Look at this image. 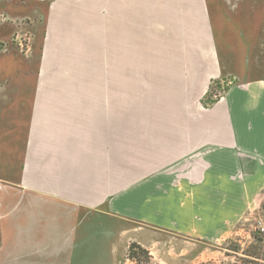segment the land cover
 I'll return each instance as SVG.
<instances>
[{
    "label": "crops",
    "instance_id": "1",
    "mask_svg": "<svg viewBox=\"0 0 264 264\" xmlns=\"http://www.w3.org/2000/svg\"><path fill=\"white\" fill-rule=\"evenodd\" d=\"M28 1V51L0 53V264H117L181 186L264 196V38L225 36L221 0ZM143 38H206L201 85L186 67L159 69V93L129 74Z\"/></svg>",
    "mask_w": 264,
    "mask_h": 264
},
{
    "label": "rangeland",
    "instance_id": "2",
    "mask_svg": "<svg viewBox=\"0 0 264 264\" xmlns=\"http://www.w3.org/2000/svg\"><path fill=\"white\" fill-rule=\"evenodd\" d=\"M221 2L223 5L217 6L223 17L221 27L225 36L233 38L242 33H255V38H264V0L234 1V4L240 5L237 15L232 3L228 5L225 0ZM8 6L20 11L8 13L4 10ZM35 7L36 4L28 0H0V38H10L0 40V53L7 50L9 44L19 49L20 43L24 49L20 52L28 51V38H32L29 31L32 21L30 14ZM95 40L97 42L94 44L89 39V45H95L103 55V42H99V38ZM143 42V62L134 66L129 59V74L132 68L136 67L140 72L142 68L144 80L152 81L155 93H159L158 89L163 87L164 82L163 76L158 74L161 72H158L159 69L167 71L171 67L175 70L186 67L192 70L193 78L196 76L201 85L199 52L206 50V38H143ZM183 51L189 52L185 55L188 58L180 57ZM150 67H155V70ZM220 91L215 92L216 97ZM215 96L212 100H216ZM128 103L129 121L139 120L136 117L145 113L144 105L136 107L131 100ZM130 122L129 126L134 128V123ZM131 138L129 135V142ZM207 178L216 180L214 174ZM255 190L253 187L242 190L225 186H181V196L177 197V201L159 203L160 226L155 227L154 232L148 233L146 228L144 230L142 249L148 256L138 255L135 260H130V244L117 264H264V240L258 246L253 239L257 235L258 222L264 220V196L257 193L253 201Z\"/></svg>",
    "mask_w": 264,
    "mask_h": 264
},
{
    "label": "trees",
    "instance_id": "3",
    "mask_svg": "<svg viewBox=\"0 0 264 264\" xmlns=\"http://www.w3.org/2000/svg\"><path fill=\"white\" fill-rule=\"evenodd\" d=\"M216 91H217L216 87H214L213 85L209 86V89H208V92H207V98L205 100V104H211V103L214 102V100H212V99L215 96V92ZM253 239L255 241V245L261 246L263 244V240L259 237L258 234L254 235ZM255 249H257V247H255ZM137 252H139V253H137ZM235 252L237 253L238 250H235ZM138 255H142V256L146 257V256H148V253L143 251V249L140 246H138L136 244H131L129 246V251H128L129 259L130 260H135V258L138 257ZM147 259H149V258H147Z\"/></svg>",
    "mask_w": 264,
    "mask_h": 264
},
{
    "label": "built area",
    "instance_id": "4",
    "mask_svg": "<svg viewBox=\"0 0 264 264\" xmlns=\"http://www.w3.org/2000/svg\"><path fill=\"white\" fill-rule=\"evenodd\" d=\"M19 49L20 51L24 50L21 43L19 44ZM220 95H218L217 97L215 96V98H219ZM256 233L259 235V237L264 240V220L258 222L257 226H256Z\"/></svg>",
    "mask_w": 264,
    "mask_h": 264
}]
</instances>
